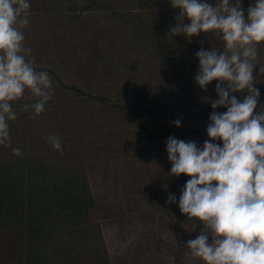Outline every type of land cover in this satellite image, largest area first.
I'll use <instances>...</instances> for the list:
<instances>
[{"label":"rangeland","instance_id":"1","mask_svg":"<svg viewBox=\"0 0 264 264\" xmlns=\"http://www.w3.org/2000/svg\"><path fill=\"white\" fill-rule=\"evenodd\" d=\"M207 2L215 5L219 0ZM30 3L29 24L22 29L24 46L32 49L26 59L36 71L49 73L54 95L39 115L22 110L38 99L29 90L13 102L19 112L9 122L11 144L0 145V158L18 159L12 151L18 147L24 156L57 167V174L82 159L93 199L87 217L99 225L109 259L104 257L101 264H204L183 246L203 227L178 206L190 177L169 174L166 142L143 138L140 119L150 131L165 130L198 147L210 139L206 128L213 111L210 100L218 98L217 81L206 91L200 88L195 54L201 48L223 50L221 33L173 35L180 10L171 0ZM254 3L242 0L245 15ZM184 23L190 21L185 18ZM258 51L253 76L260 96L255 111L264 104V74L259 72L264 44ZM246 94L232 95L242 101ZM177 119L180 127L173 123ZM50 135L60 138L62 152L52 148L46 139ZM169 194L175 195V203L166 202ZM56 207L60 211L59 204ZM58 220V230L70 228L69 222ZM23 230L18 224L0 223V264L34 260Z\"/></svg>","mask_w":264,"mask_h":264},{"label":"clouds","instance_id":"2","mask_svg":"<svg viewBox=\"0 0 264 264\" xmlns=\"http://www.w3.org/2000/svg\"><path fill=\"white\" fill-rule=\"evenodd\" d=\"M171 6L180 10L173 35L219 31L224 42L223 50L201 48L195 54L200 88L206 91L217 81L218 98L210 100L213 111L206 128L210 139L202 147L173 136L166 141L169 174L190 177L181 189L179 209L203 224L196 238L183 246L204 264H264V104L255 111L260 90L253 76L258 47L264 44V0H255L246 15L242 0H219L215 5L171 0ZM30 9V0H0V145L5 147L11 144L9 122L17 119L12 102L29 90L38 99L22 110L39 115L54 95L49 73L36 71L26 59L32 49L24 46L22 29L29 24ZM185 18L190 23L185 24ZM259 72L264 74V67ZM245 91L242 101L232 95ZM219 107L226 111H215ZM173 123L181 126L179 119ZM46 139L54 150L63 151L58 136ZM12 151L23 155L18 147ZM166 202L175 203V195L169 194Z\"/></svg>","mask_w":264,"mask_h":264},{"label":"trees","instance_id":"3","mask_svg":"<svg viewBox=\"0 0 264 264\" xmlns=\"http://www.w3.org/2000/svg\"><path fill=\"white\" fill-rule=\"evenodd\" d=\"M12 106L18 113L16 103L12 102ZM140 116L137 114V119ZM140 120L143 138L167 141L168 132L150 131ZM44 164L29 155L0 158V223L11 222L24 229L28 253L34 255L28 264H101L108 254L99 225L87 217L93 199L82 159L65 166L58 174L57 167ZM58 204L60 211L59 207L56 209ZM56 219L69 222L70 228L65 232L58 230L61 221L55 223ZM191 222L196 224V219Z\"/></svg>","mask_w":264,"mask_h":264}]
</instances>
